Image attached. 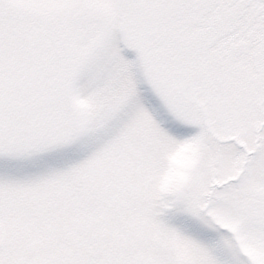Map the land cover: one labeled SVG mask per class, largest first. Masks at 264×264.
I'll use <instances>...</instances> for the list:
<instances>
[{"label": "snow or ice", "instance_id": "snow-or-ice-1", "mask_svg": "<svg viewBox=\"0 0 264 264\" xmlns=\"http://www.w3.org/2000/svg\"><path fill=\"white\" fill-rule=\"evenodd\" d=\"M0 264H264V0H0Z\"/></svg>", "mask_w": 264, "mask_h": 264}]
</instances>
